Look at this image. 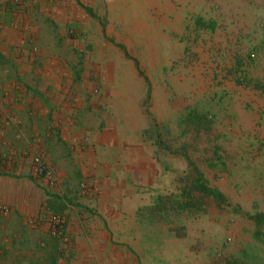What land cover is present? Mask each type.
<instances>
[{
	"label": "crops",
	"instance_id": "crops-1",
	"mask_svg": "<svg viewBox=\"0 0 264 264\" xmlns=\"http://www.w3.org/2000/svg\"><path fill=\"white\" fill-rule=\"evenodd\" d=\"M149 5L0 0V264H126L127 240L155 237L141 189L173 172L144 132L173 118L171 78L156 63L143 76L110 43L150 30Z\"/></svg>",
	"mask_w": 264,
	"mask_h": 264
},
{
	"label": "rangeland",
	"instance_id": "rangeland-1",
	"mask_svg": "<svg viewBox=\"0 0 264 264\" xmlns=\"http://www.w3.org/2000/svg\"><path fill=\"white\" fill-rule=\"evenodd\" d=\"M148 4L152 28L110 43L143 76L156 63L171 78L173 118L144 134L173 174L142 187L157 232L126 241V264H264V0Z\"/></svg>",
	"mask_w": 264,
	"mask_h": 264
},
{
	"label": "built area",
	"instance_id": "built-area-1",
	"mask_svg": "<svg viewBox=\"0 0 264 264\" xmlns=\"http://www.w3.org/2000/svg\"><path fill=\"white\" fill-rule=\"evenodd\" d=\"M35 172H36L35 175L39 179H41L43 182H45V183H47L49 185L52 184L53 176H52L50 170L44 164L38 165V167L36 168ZM2 211L4 213H9V209H7V208H3ZM52 220H53V222H54V224L56 226H60V227L62 226L63 220H62V218L60 216L54 215L52 217Z\"/></svg>",
	"mask_w": 264,
	"mask_h": 264
}]
</instances>
